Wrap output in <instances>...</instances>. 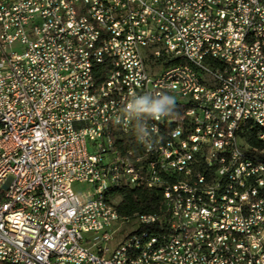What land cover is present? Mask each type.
<instances>
[{
  "label": "built area",
  "instance_id": "2783aa9c",
  "mask_svg": "<svg viewBox=\"0 0 264 264\" xmlns=\"http://www.w3.org/2000/svg\"><path fill=\"white\" fill-rule=\"evenodd\" d=\"M68 2L57 15L60 1L0 0V264H264V167H250L259 155L243 137L264 130V0ZM89 18L115 29L137 137L126 126L108 137L119 94L111 61L92 54ZM154 104L161 113L142 110ZM110 185L159 191L171 227L113 218L114 192L100 199ZM132 234L146 239L138 260Z\"/></svg>",
  "mask_w": 264,
  "mask_h": 264
},
{
  "label": "bare ground",
  "instance_id": "6f19581e",
  "mask_svg": "<svg viewBox=\"0 0 264 264\" xmlns=\"http://www.w3.org/2000/svg\"><path fill=\"white\" fill-rule=\"evenodd\" d=\"M55 1H60V6H57V15L70 13L68 0ZM87 12H94V5H87ZM73 19L76 23V28H84V15L81 14V11H74ZM63 24H70V17H63ZM89 29H96V36H99V45L101 47L100 50L99 46H92V54L95 55L96 59H103V50L106 58L111 61L114 82L119 94L118 109H121V111L118 113V121L116 124H108V137H118L119 130H123L125 126L128 128V134L130 137H137L142 126L141 110H134V119H128L131 88L128 81L124 80V66H127V59L123 56L121 51L116 50L113 43L109 42L115 41V29L114 27L98 26L96 18H89ZM252 45L253 32H246L243 37V46ZM91 73H93V65L85 64L84 76H91ZM97 111H104V103H97ZM253 152L256 153L255 151ZM110 155H112V159H120L118 144H110ZM249 165L252 168L264 167V164L257 155H250ZM117 173H121V164H114V168H110V175H117ZM116 188L117 185L103 187L100 191V199L110 198L111 192H114ZM102 208L110 209V201L102 200ZM161 209H168V202H162ZM161 209L158 214L150 215L148 218L153 221H162V228H170L172 224V214H165ZM111 215L113 218H117L120 222H130L133 221V218L140 217L121 216L118 213L115 204H111ZM177 218L179 222H187L184 205H177ZM132 244H136V249H131V260H138V251H144L146 247V239L144 236H139V234H132ZM198 251L200 257L209 256V246L206 239L198 240ZM154 263H165V256H154ZM203 264H210V261H203Z\"/></svg>",
  "mask_w": 264,
  "mask_h": 264
},
{
  "label": "trees",
  "instance_id": "16d2710c",
  "mask_svg": "<svg viewBox=\"0 0 264 264\" xmlns=\"http://www.w3.org/2000/svg\"><path fill=\"white\" fill-rule=\"evenodd\" d=\"M264 135V130L247 126L244 138L250 148L255 151L264 164V142L259 138ZM113 200L118 213L124 217L143 215H155L160 212L163 198L159 191L132 190L127 187H119L114 190Z\"/></svg>",
  "mask_w": 264,
  "mask_h": 264
},
{
  "label": "clouds",
  "instance_id": "9594fccd",
  "mask_svg": "<svg viewBox=\"0 0 264 264\" xmlns=\"http://www.w3.org/2000/svg\"><path fill=\"white\" fill-rule=\"evenodd\" d=\"M141 104H143V101H141ZM142 110L148 111L154 114H159L162 112V106L161 104H154L151 107L143 108Z\"/></svg>",
  "mask_w": 264,
  "mask_h": 264
},
{
  "label": "rangeland",
  "instance_id": "374dc122",
  "mask_svg": "<svg viewBox=\"0 0 264 264\" xmlns=\"http://www.w3.org/2000/svg\"><path fill=\"white\" fill-rule=\"evenodd\" d=\"M75 192L77 193L78 192V188H75ZM113 201V203L114 204H116L117 203V201L116 200H112Z\"/></svg>",
  "mask_w": 264,
  "mask_h": 264
}]
</instances>
